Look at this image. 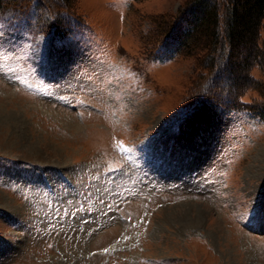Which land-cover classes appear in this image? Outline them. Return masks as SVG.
I'll use <instances>...</instances> for the list:
<instances>
[{
    "label": "rangeland",
    "instance_id": "rangeland-1",
    "mask_svg": "<svg viewBox=\"0 0 264 264\" xmlns=\"http://www.w3.org/2000/svg\"><path fill=\"white\" fill-rule=\"evenodd\" d=\"M0 3V264H264L249 43L178 53L196 0Z\"/></svg>",
    "mask_w": 264,
    "mask_h": 264
},
{
    "label": "trees",
    "instance_id": "trees-1",
    "mask_svg": "<svg viewBox=\"0 0 264 264\" xmlns=\"http://www.w3.org/2000/svg\"><path fill=\"white\" fill-rule=\"evenodd\" d=\"M224 3L223 5L220 1L215 0H196V3L193 4L196 7L192 12L194 16L189 22L190 30L181 33V37L173 36L174 34H170L169 37L172 36L178 43V53L182 51V48L192 52L204 46L209 49L211 51L208 56L209 62H211L209 70H213L217 59L213 53H225L226 63L230 66L229 72L234 74L239 73V69L232 65L230 56L232 50H237L241 45L249 43L251 46L248 60L253 58L254 62L260 63L262 59L264 62V39L261 38L264 29V0H225ZM21 5L23 7L24 3ZM0 6L4 8L3 3H0ZM221 8H223L222 12ZM27 11L22 13L31 16V13L27 14ZM223 13L226 15L225 17ZM58 23L59 21H57ZM65 30L66 33H71L69 24L65 25ZM262 65L264 66V64ZM259 90L260 94L264 93L263 86H260ZM262 99V103L258 105L243 104L236 110L249 111L264 120V97ZM236 106L235 102L226 107L231 110Z\"/></svg>",
    "mask_w": 264,
    "mask_h": 264
}]
</instances>
